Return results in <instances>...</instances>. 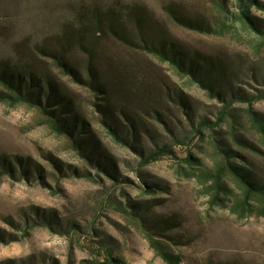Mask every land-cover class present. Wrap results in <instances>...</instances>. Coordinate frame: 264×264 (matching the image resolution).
Listing matches in <instances>:
<instances>
[{"label":"rangeland","instance_id":"374dc122","mask_svg":"<svg viewBox=\"0 0 264 264\" xmlns=\"http://www.w3.org/2000/svg\"><path fill=\"white\" fill-rule=\"evenodd\" d=\"M237 4V0H0V61L43 67L83 107V116L117 172L108 176L91 166L65 137L45 125L35 109L0 102V264H108V250L121 264H165L139 225L118 208L129 201L147 205L151 200L154 221L174 220L165 229L169 238H156L167 241L171 251L181 255V264H264V218L238 219L228 209L212 206L207 189L196 178L181 174L190 153L207 166L216 156L210 132H204L202 139L192 132L188 119L195 114L197 121L204 116L215 122V114L225 103L180 78L169 64L129 46L119 35L132 7H143L145 17L160 29L158 38L230 65L237 74L236 89L257 98L254 108L264 115V40L234 24ZM170 9L212 24L223 20L231 27L221 35L194 30L174 21ZM252 13L264 24V9L253 7ZM97 17L103 31L95 27ZM126 26L134 30L133 25ZM126 35L137 44L141 41ZM81 44L91 47L101 75L111 84L119 83L116 78L124 82L120 95L114 96L124 109L117 116L126 125L125 112L143 116L147 129H134L138 143H132V136L127 142H115L96 112L94 104L101 101L85 83L75 82L55 64L53 57L61 52L69 63L80 62ZM136 59L143 65L138 67ZM78 68L87 80L85 68ZM116 68L123 69L124 76H117ZM179 89L192 102L191 110L171 101ZM246 107L247 103L234 99L232 108L239 109L235 111L240 114L238 121L245 125L237 131L247 144L263 151L245 150L251 165L262 172L264 146L260 135L247 124ZM159 119L166 122L165 127ZM216 130L230 146L242 149L226 126ZM174 137L187 138L185 145L174 144L176 157L167 156L147 167L139 165L140 148L148 151L173 144ZM4 158L10 160L8 169L17 170L15 176L5 171ZM152 185L156 193L148 196L144 189ZM46 218L56 220L55 229L38 225ZM27 222L30 227L23 235Z\"/></svg>","mask_w":264,"mask_h":264},{"label":"trees","instance_id":"16d2710c","mask_svg":"<svg viewBox=\"0 0 264 264\" xmlns=\"http://www.w3.org/2000/svg\"><path fill=\"white\" fill-rule=\"evenodd\" d=\"M238 14H234L236 22L240 24L243 29L250 32L253 36L264 40V24H262L257 17L252 13V8L257 7L264 9V3L260 0H237ZM171 18L177 21L178 24L184 25L194 30L208 32L212 35H221L224 30L231 27L229 22L216 20L214 24L204 22L198 19H189L176 14L173 9L169 10ZM229 19L227 15H224ZM144 8L141 6L132 7L130 14L126 18V23L122 25L123 29L120 32V38L129 41V46L148 52L160 61L169 64L175 74L180 78L187 80L189 84L198 86L201 90L206 91L211 98H219L225 105L222 106V111L215 114L216 121L212 122L204 116H199L197 121L195 114L190 116L189 127L199 137L204 139V132L209 131L212 136V146L216 156L212 160V165L204 164L202 158L190 153L185 159L187 163L186 168L181 172L184 178H196L209 195V203L222 209H228L232 215L238 219H245L251 216L264 218V170L259 172L255 169L245 150L251 149L250 152L260 153L263 151L254 144L246 141L238 134L239 130L245 126L238 120L240 117L239 109L232 108L234 99L239 102L247 103V107L243 109L247 124L260 135L262 145L264 146V115L257 112L254 108V103L257 98L248 96V94L241 93L236 89V71L230 65L215 57L204 55L198 51L187 50L182 45L174 42H168L166 39L158 38L159 27L155 23L146 20ZM131 24L134 30L128 29L126 25ZM100 17L95 20V27L103 31L101 28ZM125 30L132 37L141 38L137 44L132 39H128ZM157 37V38H156ZM135 45V46H133ZM79 52L81 53L80 62L75 61L74 64L65 60L63 52L56 54L55 64L65 73L71 75L75 82L85 83L90 88L91 93L101 103H95L97 113H99V120L106 128L107 133L115 142H127L131 136L135 139L132 143H138L136 132L139 127L146 128V122L139 112L134 114H127L125 112L126 120L129 125L120 121L118 116L119 111L124 109L120 104H116L114 96L116 93L120 95V84H123L121 78L119 83L114 85L109 80L101 75V70L98 69V61L91 47L80 45ZM138 67L142 66L141 59H136ZM85 68L87 71V80L83 79L78 68ZM137 67V68H138ZM114 73L117 76H124V70L116 68ZM127 75V71L125 72ZM127 83V82H125ZM131 93V91H128ZM182 89L175 90V97L171 98L173 103L181 105L185 110L192 108V102L189 97L182 95ZM128 96V94H127ZM131 96V95H130ZM167 100L170 98L169 91H166ZM0 102L16 106L27 105L35 109L43 118V122L58 136H63L67 139L69 146L77 151L83 159H85L91 166L96 167L108 176H115L116 166L109 158V153L104 149V145L96 135L95 131L89 126L88 118L83 116V107L75 102L69 94L58 85L57 81L46 72L43 67H37L31 63L11 65L8 61H0ZM191 112V111H190ZM123 114V113H122ZM160 125L166 126L164 120L159 119ZM197 122V123H196ZM220 125L228 128V135H230L242 149L237 150L230 146L225 141L222 135L216 130ZM164 126V127H165ZM169 127V126H167ZM237 127L238 131H237ZM136 129V130H134ZM148 131V130H147ZM169 132V128L165 129ZM218 136L222 138L219 139ZM187 138L178 139L173 138V144L165 143L157 145L154 149L144 151L140 148L138 150L141 160L139 165L147 167L153 163L163 160L167 156L176 157L175 145H185ZM131 140V139H130ZM135 147V145H133ZM23 163L22 159H18ZM5 167V171L11 176H15L17 170L12 166L8 169L7 163L10 162L8 158L1 160ZM205 169H201L200 167ZM27 174V172H24ZM27 176V175H26ZM145 194L152 196L156 193L155 187L146 186ZM154 201L143 202L129 201L125 206L119 204V210L124 213L127 219L132 223L139 225L145 233L151 248L164 261L165 264H181L182 257L179 254L171 251L169 243L157 239V236L167 237L164 234L166 228L170 227V223L174 220L161 218L154 221L150 217V207ZM56 220L53 218L45 219L38 225L50 227L55 229ZM27 235L29 222L24 226ZM171 228L168 230L170 231ZM108 264H121L120 258L113 257V251L108 250L106 256Z\"/></svg>","mask_w":264,"mask_h":264}]
</instances>
